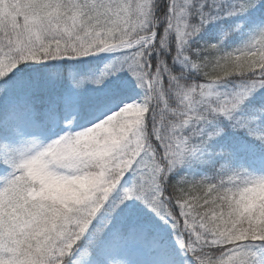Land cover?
<instances>
[{"label":"snow or ice","instance_id":"6c2138e0","mask_svg":"<svg viewBox=\"0 0 264 264\" xmlns=\"http://www.w3.org/2000/svg\"><path fill=\"white\" fill-rule=\"evenodd\" d=\"M0 264H264V0H0Z\"/></svg>","mask_w":264,"mask_h":264}]
</instances>
